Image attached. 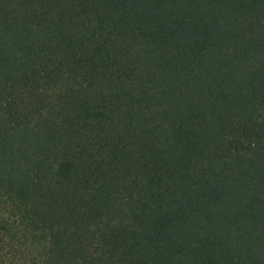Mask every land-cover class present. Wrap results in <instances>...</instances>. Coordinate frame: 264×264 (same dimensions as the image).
I'll return each instance as SVG.
<instances>
[{"label": "trees", "instance_id": "trees-1", "mask_svg": "<svg viewBox=\"0 0 264 264\" xmlns=\"http://www.w3.org/2000/svg\"><path fill=\"white\" fill-rule=\"evenodd\" d=\"M0 264H264V0H0Z\"/></svg>", "mask_w": 264, "mask_h": 264}, {"label": "rangeland", "instance_id": "rangeland-1", "mask_svg": "<svg viewBox=\"0 0 264 264\" xmlns=\"http://www.w3.org/2000/svg\"><path fill=\"white\" fill-rule=\"evenodd\" d=\"M52 180H53V178L50 177L49 182L46 183V184H47V185H46L47 188L51 185V183H52L51 181H52Z\"/></svg>", "mask_w": 264, "mask_h": 264}]
</instances>
